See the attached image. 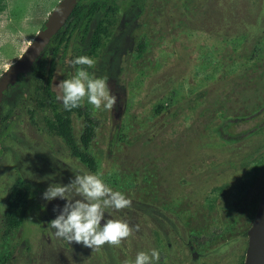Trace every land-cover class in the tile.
Returning <instances> with one entry per match:
<instances>
[{"label":"rangeland","instance_id":"1","mask_svg":"<svg viewBox=\"0 0 264 264\" xmlns=\"http://www.w3.org/2000/svg\"><path fill=\"white\" fill-rule=\"evenodd\" d=\"M60 1L0 0V76ZM110 4L108 34L96 53L74 36L51 66L60 104L59 85L81 67L107 78L117 97L111 110H96L85 98L80 113L69 115L92 170L50 129L51 111L12 93L2 102L0 264H132L151 249L160 252L158 264H244L264 193V0ZM82 55L94 64L73 65ZM88 121L93 135L84 147ZM81 170L101 174L132 201L106 210L133 228L119 245L71 248L54 235L49 223L66 201L43 193ZM11 192L26 218L7 231ZM69 195L76 198L74 190Z\"/></svg>","mask_w":264,"mask_h":264},{"label":"clouds","instance_id":"2","mask_svg":"<svg viewBox=\"0 0 264 264\" xmlns=\"http://www.w3.org/2000/svg\"><path fill=\"white\" fill-rule=\"evenodd\" d=\"M72 64L91 67L94 60L82 55L75 58ZM59 87L63 95L58 99L69 111L79 107L85 98L96 110H111L117 102L107 78L94 77L84 67L79 68L72 78L63 80ZM73 190L75 199L69 195ZM43 198L48 201L56 198L66 201L63 210L49 225L57 238L70 244L75 242L89 249L105 244L119 245L133 232L126 220L112 219L106 211L128 208L132 201L121 191L109 187L99 173L81 170L68 185H50L43 193ZM159 260L160 252L151 249L138 252L132 264H158Z\"/></svg>","mask_w":264,"mask_h":264},{"label":"trees","instance_id":"3","mask_svg":"<svg viewBox=\"0 0 264 264\" xmlns=\"http://www.w3.org/2000/svg\"><path fill=\"white\" fill-rule=\"evenodd\" d=\"M109 14L113 15L110 0L78 1L63 28L50 40L38 61L34 63L30 74L27 76L20 74L16 84L5 91L2 99L3 102L12 93L18 98L26 97L29 99L33 106L39 109V112L42 110L51 111L54 122L50 124V129L64 141L70 153L91 170L94 168L93 159L76 147L71 132L69 115L74 111L80 113V109L77 107L70 111L66 110L56 100L51 90L53 79L51 66L52 60L57 57L62 46L74 36H78L83 42L86 41L89 55L95 54L96 50L103 45V40L108 34L111 18ZM1 122H3L2 118ZM92 126V122L88 121L81 138L84 147H87L91 141ZM25 218L26 213L20 208L16 193L11 192L7 197L6 211L3 215L6 230L10 231L20 227Z\"/></svg>","mask_w":264,"mask_h":264},{"label":"water","instance_id":"4","mask_svg":"<svg viewBox=\"0 0 264 264\" xmlns=\"http://www.w3.org/2000/svg\"><path fill=\"white\" fill-rule=\"evenodd\" d=\"M80 0H61L47 17L44 27L36 34L21 57L0 76V111L3 94L16 84L18 76H27L50 40L63 28ZM1 124V118H0ZM248 243L244 264H264V193L251 227L247 232ZM72 248V243L70 244Z\"/></svg>","mask_w":264,"mask_h":264},{"label":"flooded vegetation","instance_id":"5","mask_svg":"<svg viewBox=\"0 0 264 264\" xmlns=\"http://www.w3.org/2000/svg\"><path fill=\"white\" fill-rule=\"evenodd\" d=\"M43 27H44V25H43ZM47 46H48V45H47ZM47 46H46V47H47ZM46 47H45V48H46ZM43 51H44V50H43ZM42 53H43V52H42Z\"/></svg>","mask_w":264,"mask_h":264}]
</instances>
